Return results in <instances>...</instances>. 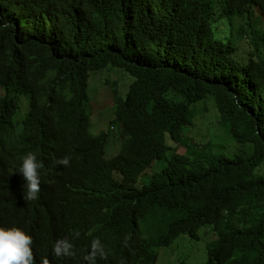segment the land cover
<instances>
[{"label": "trees", "instance_id": "obj_1", "mask_svg": "<svg viewBox=\"0 0 264 264\" xmlns=\"http://www.w3.org/2000/svg\"><path fill=\"white\" fill-rule=\"evenodd\" d=\"M257 9L264 16V0H0V184L14 199L10 221L33 237L36 261L156 264L160 248L182 235L198 241L209 227L216 239L202 264H264ZM104 70L127 82L124 93L110 86L120 137L110 158V132L93 135L87 111L90 78ZM18 96L29 109L15 122ZM203 101L250 155L177 152ZM28 152L43 167L40 192L26 201L17 168ZM58 240L71 245L67 254L54 251Z\"/></svg>", "mask_w": 264, "mask_h": 264}, {"label": "rangeland", "instance_id": "obj_2", "mask_svg": "<svg viewBox=\"0 0 264 264\" xmlns=\"http://www.w3.org/2000/svg\"><path fill=\"white\" fill-rule=\"evenodd\" d=\"M258 21L264 26V16L259 9L256 10ZM116 83L120 92L126 91L127 82L122 80L116 71L104 70L93 74L90 78L89 105L90 112V132L97 135L101 131L110 132V140L106 147V157L110 158L118 153L120 140L118 137V128L112 124V96L110 92L111 84ZM2 94L0 90V95ZM21 104L20 113L14 121L19 122L29 109L28 100L23 96H18ZM203 101L195 108V118L188 122L186 127L187 148L181 146L178 153L185 154L187 149L196 146L203 150V147L211 148L213 154H222L228 158L237 155L248 156L251 154L249 146H244L236 142L233 137L225 131L218 123L217 111L212 102L204 105ZM203 107L205 109H203ZM23 114V116H22ZM171 141V140H170ZM172 151H168L162 160L156 161L150 167L145 176L140 179L138 185L149 183L153 173L160 171L171 158ZM197 157V155H190ZM259 173L264 174V165ZM142 229L144 230L143 226ZM208 232V234H207ZM200 239L191 240L187 235L180 236L171 247H164L158 250L159 259L157 264H178L184 261L186 264H201L207 261V245L216 239L211 228H202L199 231Z\"/></svg>", "mask_w": 264, "mask_h": 264}, {"label": "clouds", "instance_id": "obj_3", "mask_svg": "<svg viewBox=\"0 0 264 264\" xmlns=\"http://www.w3.org/2000/svg\"><path fill=\"white\" fill-rule=\"evenodd\" d=\"M87 111L89 112V109ZM68 162L69 160L67 157L59 161V163L63 165H67ZM42 167V163L37 159L33 152H28L20 157V163L18 165L17 171L22 175V178L25 182L23 185V198L26 201L36 199L40 192L41 179L39 170L42 169ZM145 174H143L141 178H143ZM13 208V197L10 195V192L2 184H0V264H47L46 260L36 261L34 250H32L33 237L25 230L15 226L14 223L10 221ZM92 247L94 249V255L95 251L100 249V246L98 242L94 241ZM70 248L71 245L67 240H58L54 251L57 254H60L61 252L67 254ZM88 259H91V257Z\"/></svg>", "mask_w": 264, "mask_h": 264}]
</instances>
